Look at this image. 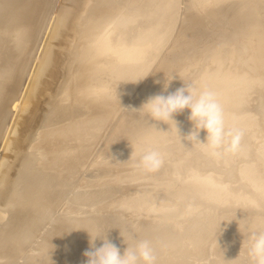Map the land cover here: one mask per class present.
I'll use <instances>...</instances> for the list:
<instances>
[{
  "label": "bare ground",
  "instance_id": "1",
  "mask_svg": "<svg viewBox=\"0 0 264 264\" xmlns=\"http://www.w3.org/2000/svg\"><path fill=\"white\" fill-rule=\"evenodd\" d=\"M186 83L216 93L237 150L183 138L188 109L179 133L132 109ZM134 135L156 171L124 162ZM94 228L157 264H220L264 230V0H0V264H84Z\"/></svg>",
  "mask_w": 264,
  "mask_h": 264
},
{
  "label": "clouds",
  "instance_id": "2",
  "mask_svg": "<svg viewBox=\"0 0 264 264\" xmlns=\"http://www.w3.org/2000/svg\"><path fill=\"white\" fill-rule=\"evenodd\" d=\"M146 76L127 82L135 83ZM172 79L173 77H164L163 90L168 88ZM117 82L122 81L105 85L104 92L118 100L115 89ZM132 109L142 111L150 122L156 125L157 122L166 123L168 129H174L178 133L174 114L188 109L187 119L192 122V128L183 138H194L202 149L210 153H215L225 139L228 140L227 150L235 151L239 146L241 133L226 130L223 109L216 93L207 89H198L191 83H186V86L179 87L166 95H151L138 108ZM201 130L206 134L203 142L197 138ZM127 141L131 152L124 162H128L130 167L147 174L161 166V154L156 148L149 146L147 137L134 135ZM85 231L88 234L89 247L83 252L86 258L84 264H157L154 246L148 239L133 240L119 231L122 243L125 245L121 251L108 239V231H102L100 228ZM97 240L100 241L99 246H96ZM215 244L218 245L216 239ZM224 261H232L233 264H264V230L245 233L239 252L234 258L225 259L222 251L220 264Z\"/></svg>",
  "mask_w": 264,
  "mask_h": 264
}]
</instances>
